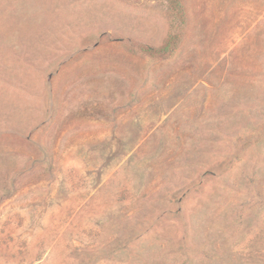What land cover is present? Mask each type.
<instances>
[{"label":"rangeland","instance_id":"rangeland-1","mask_svg":"<svg viewBox=\"0 0 264 264\" xmlns=\"http://www.w3.org/2000/svg\"><path fill=\"white\" fill-rule=\"evenodd\" d=\"M179 2L0 0V264H264V0Z\"/></svg>","mask_w":264,"mask_h":264},{"label":"trees","instance_id":"trees-1","mask_svg":"<svg viewBox=\"0 0 264 264\" xmlns=\"http://www.w3.org/2000/svg\"><path fill=\"white\" fill-rule=\"evenodd\" d=\"M170 5L172 6L173 10L183 13L181 4L179 0H168ZM176 47V36H171L168 38V40L159 48L155 49V51L159 53H167L172 51ZM153 50V49H152ZM150 51V50H149Z\"/></svg>","mask_w":264,"mask_h":264}]
</instances>
